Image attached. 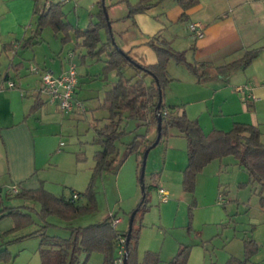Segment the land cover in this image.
<instances>
[{
	"label": "crops",
	"instance_id": "0c3cea01",
	"mask_svg": "<svg viewBox=\"0 0 264 264\" xmlns=\"http://www.w3.org/2000/svg\"><path fill=\"white\" fill-rule=\"evenodd\" d=\"M70 1H66L65 4ZM197 1L196 6L187 12L184 19L189 21L186 28L180 25V22H183L181 21L183 10L178 0H157L150 9L127 20H124L127 14L123 17L115 16L113 22L109 18L112 22L111 34L114 42L118 48L143 66H153L158 62L157 54L151 47L155 39L167 41L174 52L187 53L191 63H206L215 67L240 59L245 51L263 49L247 69L238 70L224 79L199 84L188 72L180 71L183 79L190 82L192 89L184 92L189 95L169 99L166 105L185 107L188 118L198 120L206 134L214 130L229 132L236 124L255 126L261 131V142L264 144V0ZM125 2L128 5H135L139 0H118L116 5H124ZM35 7L36 0H0V210L5 207L25 206L31 209L25 211L33 217L32 209H37L27 203L8 205L6 200L17 196L11 193V189L17 187L21 193L44 188L58 198L64 197L50 188L52 174L65 170L63 153L67 145L61 140L64 134L63 127L73 122L75 117L87 113L81 97L86 104L97 103L96 108L99 109L106 93L117 81L116 73L104 78L105 57L99 62L85 58L87 52L85 49L77 48L74 33L67 44L62 43V34L54 36V46L60 47L50 50L49 55L45 53L37 55V50L43 48L45 44L51 49V42L44 40L43 31L41 38L38 39L39 44L34 46L26 44L34 31L32 21L35 17ZM91 11L86 28L91 22H97L93 14L96 8L92 6ZM194 23H201L204 26V38L198 39L189 31V26ZM72 25L83 29L80 23ZM102 39L107 40L105 31H102ZM69 54L73 56L71 63L78 70L77 94L84 104L85 111L64 115L40 93L41 78L45 72L61 75L68 68V62L64 59ZM95 64L103 67L101 71L93 74ZM171 68L172 65L169 72ZM128 69L130 68L125 69V74ZM133 73L132 76L135 75V71ZM145 81L148 85L151 78ZM9 83H13L14 87H9ZM94 84L100 89L92 88ZM192 95L195 98L188 100L187 96ZM252 96L254 98H251ZM36 103L39 104V108L33 111ZM95 114L97 113H94L93 117ZM108 119L106 118L104 126L108 124ZM128 121L136 123L137 128L147 129L146 134L137 136L154 141L152 139L157 134V129L149 125V121L140 122L138 119ZM56 137L58 139L54 142ZM173 138H182L185 141L182 143V139L175 141ZM232 158L212 162L198 175L195 193H187L183 190V172L188 164L187 140L175 131L174 134L171 133L164 149H160L158 156H154L151 169L153 171L151 183L156 182L157 189L167 191L169 201L160 202L157 194L161 205L153 214L151 212L147 215L150 217L149 220H144L139 241L140 261L143 260L145 253L152 252L159 256V264H170L181 246H190L192 252L188 264H229L231 260L239 264L245 260V241H254L258 250L245 264H264V206L261 204L264 189L259 184H253L249 173ZM94 167L95 161L94 166H91V173ZM71 170L79 172L78 165L75 164V168L68 171ZM138 171L137 156L128 158L115 174L118 186L123 187L121 179L125 176L128 182L124 187L134 188L138 180ZM89 177L90 174H87L84 179L88 181ZM230 188L239 189L236 200L234 196L231 197ZM75 193L79 196L77 200L84 198L83 193ZM84 200L86 201L85 198ZM236 201L243 205L244 212L241 214L236 213L231 207L227 208ZM86 202L76 204L86 206L88 200ZM215 203L219 208L223 207L224 211H211ZM192 205L195 211L192 213V229L189 230L188 210ZM115 213L118 214L117 219H121L117 230L126 231L129 222L126 229L124 227L126 218L116 210L109 209L100 222ZM11 218L8 216L0 219V225L7 222L6 226L0 228V236L14 229L15 223ZM59 221L49 222L57 227L48 230L50 236L67 238L69 236L67 229L79 228L74 226L75 221L65 222L61 219ZM35 222L39 230L43 224L36 220ZM21 231L12 233V236ZM23 236L25 235L4 242L0 239L2 242L0 250L7 249L13 255L10 246ZM99 255L103 264V256ZM13 256L16 259L20 254ZM12 263L13 261L10 264Z\"/></svg>",
	"mask_w": 264,
	"mask_h": 264
},
{
	"label": "trees",
	"instance_id": "16d2710c",
	"mask_svg": "<svg viewBox=\"0 0 264 264\" xmlns=\"http://www.w3.org/2000/svg\"><path fill=\"white\" fill-rule=\"evenodd\" d=\"M155 1L157 0H139L137 4L129 5V11L124 20L144 13L154 5ZM178 2L183 10L181 21H184L187 12L198 3L197 0H178ZM38 3L39 0H36L34 12V15L39 17L38 22L32 36L26 41L27 45L39 44L38 39L41 38V34L46 28H52L55 36L62 34L63 44H67L71 40V34L75 33L77 48L85 49L87 52L85 58L99 62L105 57L104 78H108L112 73H116L117 76V81L112 89L106 93L101 106L103 110L109 112L110 116L108 124L96 130L95 143L100 145L102 150L98 151L94 157L95 167L92 178L88 188L82 194L88 200V205L80 206L72 199L58 198L44 188L22 191L16 196L20 199L36 202L41 207L40 211H37V216L43 224L40 229L15 241L39 238L41 264H79L82 255L86 256L84 259L86 264L94 253L103 256V264H117L119 259L118 240L121 236L126 239V252L128 253L126 264L160 263L159 256L152 252L145 253L143 260H139V241L144 227L143 219L151 208L150 191L156 182L153 186L146 185L145 187L143 192L145 198L137 207L138 212L129 236V243H127L129 228L126 231H119L113 227V222L118 217L117 213L95 225L84 228H69L67 229L69 231L67 238L48 234L50 228H57L48 222L50 217L72 222L95 212L98 208L95 192L97 180L106 173L117 174L126 157L137 156L139 163L138 180L140 182L144 154L147 150L151 152L156 148L151 149L157 138L154 141H147L144 136H136L132 143L126 145V155L120 159L117 144L127 134L123 127L125 121L132 119H138L140 122L149 121V125L157 129L160 116L162 118V137L158 145L168 140L173 130L185 137L188 164L183 172V190L187 193H195L197 177L207 166L216 160L228 157L235 158L238 165L249 173L251 182L261 185L264 189V144L261 142L259 128L236 124L229 132L214 130L206 134L198 120L188 118L185 107H168L165 103L164 94L165 88L170 83L167 71L170 61H174L178 66H183L197 79L199 84H205L224 79L238 70L247 69L263 52V49L245 51L240 59L232 60L224 66L215 67L206 63H190L183 53L174 52L167 41L155 39L151 43V47L157 54L158 62L153 66H143L114 43L108 26V22L110 24L112 22L106 19L102 0L99 3L100 10L95 15L97 22H91L86 29L75 27L65 20L64 3H50L42 11H40ZM102 31L106 32V41L102 39ZM127 67L135 71L134 76H126L125 69ZM136 78L139 79L136 80ZM147 78H151V83L148 85L145 81ZM160 100L162 102L159 107ZM38 108L39 104L36 103L33 111L38 110ZM125 112L128 113L127 117ZM261 204L264 206V198L261 199ZM193 209L194 205L189 211V230L192 229ZM25 210L31 209L20 206L5 207L0 210V219L8 216L14 219L15 227L10 233H16L36 224L35 218ZM32 210L35 211V209ZM133 212L129 214L130 217ZM257 250L254 241H245V260L239 264L248 262ZM190 256L191 247L181 246L170 264H188ZM14 260L15 256L7 249L0 250V262L11 263ZM229 264H235V261L231 260Z\"/></svg>",
	"mask_w": 264,
	"mask_h": 264
},
{
	"label": "rangeland",
	"instance_id": "374dc122",
	"mask_svg": "<svg viewBox=\"0 0 264 264\" xmlns=\"http://www.w3.org/2000/svg\"><path fill=\"white\" fill-rule=\"evenodd\" d=\"M100 2L101 0H71L68 4L64 3L63 11L65 13V20L74 25H77L80 23L83 29L86 28L89 22V19H90L89 17L90 13L92 12L91 11L92 6L96 8V11L93 13L94 15H96L98 11L100 10V6H99ZM50 3H57V2L56 0H39L38 4H39L40 11H42L43 8L46 5H49ZM117 3H118V0H105V7L107 9L108 16L112 22L115 19V16L123 17L126 14H128V11H129L128 3L125 2L124 5H120V4L116 5ZM38 18H39L38 16H35L32 21L34 30L36 29ZM188 23L189 21L186 20V21L180 22V25L181 27L186 28ZM177 26L179 27V25ZM54 36H55V33L52 28H46L44 30V34H43L44 40L51 42V49H49L48 45L45 44L43 48L37 50L38 51L37 55L41 53H45V55H49L51 54L50 50L52 49L55 50L60 47V46H56V47L54 46L55 45L53 44L55 43L53 40ZM181 53L185 55L187 61L189 62V56L187 55V53H184V52H181ZM171 65H172V68H171V71H170L171 73H170L169 69ZM102 67L103 66H99V64H95L92 69L93 74H96V72L101 71ZM168 67H167V71H168V77L170 79V83L168 84V86L165 88V91H164L165 103H168L169 99L174 100L179 97H184L186 95H189V93L187 94L184 92H186L187 89L189 90L192 89L190 82L189 81L187 82L186 79H183V76L180 73V71L184 73L188 72L183 66H178L174 61H170L168 64ZM133 72H134L133 70L131 71L130 69H128L126 71V76L132 77V75L134 74ZM86 83L89 84L90 82H86ZM92 83H95V82H92ZM92 88L100 89L98 88V86H96V84H94ZM80 93L81 92H79V94ZM187 97L189 98L188 100L195 98L193 95L190 97L189 96ZM81 100L85 104L87 113L83 116L75 117L73 122L65 124L63 127L64 134L61 140H63L67 145L63 153L65 170L56 171L50 177L51 178L50 188H53V190L56 191L58 194H63V196L68 199L72 197L73 190H74V193L75 192L84 193L86 189L88 188L89 183L92 178V174H93V172L91 173V166L92 167L94 166V155L98 150H100V145L95 143V140L97 138L96 130L101 129L106 123L105 122L106 118H109L110 116L109 112L103 110L101 107L99 109L96 108L97 103L90 105L88 103L86 104V102L84 101L82 97H81ZM94 113H97V114H95L93 117ZM125 114H128V113L125 112ZM124 128L127 130V134L117 144L120 159H123L126 155V145L127 144L132 143L134 138L137 135H143L147 133L146 131L147 129H145L144 127L137 128L136 123L132 121H128V124H127V121L124 122ZM172 134H174V130L172 131ZM58 137H56L54 142L57 141ZM156 138H157V134L154 135L152 140H155ZM173 139L175 141H179V139H182V138H173ZM184 141L185 140L182 139V143H184ZM166 142L167 140L163 141L160 145H158L155 149L151 151V154H149V157L147 160L146 172H145V185L147 186H153L154 184V183H151L152 181L151 174L153 172L151 170L152 163L154 160V156L155 155L158 156L160 149H164ZM132 157L134 158L135 155L126 157L124 163L127 161L128 158H132ZM160 158H162L161 155H160ZM161 161L162 159L160 160V162ZM75 164L78 165L79 172L75 173L73 170L68 171L70 169H74ZM159 164L160 163H158V166H160ZM125 169H127V166ZM87 174H90L88 181H86L87 179L86 180L84 179V176ZM231 177L232 176H230L229 178L232 179ZM123 178L121 179L123 183V187L118 186L117 177L113 173H106L101 178H99L95 185L96 199H97V205H98L97 210L93 213L87 214L85 216H82L81 218L74 220L75 221L74 226L76 227L88 226L90 224L100 222L103 220L108 210L110 209L112 211L116 210L118 213H120L121 215H123V217L126 218V225L124 227L128 228V222L130 219L129 214L133 212L134 210H136L137 207L142 202L143 191H142V187H141L139 180H137V184H135V187L131 188V187H124L126 182L128 181L125 179V176ZM157 190H158L157 184L153 188H151V191H150L151 208L149 212L145 214L143 223L145 219L149 220L150 217H148L147 215L151 212L153 214L156 211L155 209H159L161 205L157 198V194H158ZM229 190H230V193L232 190L231 197L234 196L236 200V198H238L239 189L230 188ZM84 198L81 200H75V202L76 203L81 202L82 204H86L87 199L85 198L86 199L85 201ZM6 202L10 206H17L20 204L22 205L24 203H27L31 207L36 208L37 210L40 211V205L33 201L14 197L12 199H7ZM229 207H231V209L234 210L236 213L241 214L244 212L243 205L241 203L239 204L237 201L234 204L227 206L228 209ZM238 208H240V210H237ZM37 210L33 211L34 218L36 221H39L40 224H42V222L39 220L37 216ZM189 211L190 209L188 210V212ZM194 211H195V207L192 213ZM211 211L222 212L224 210H223V207L219 208L217 204L215 203V206L214 208H211ZM10 222L12 221L10 220ZM49 222L52 223V222H60V221L57 217H51L49 219ZM6 223L7 222L2 223L0 225V228L6 226L7 225ZM38 227L39 226L37 224L29 226L23 229L20 233L16 234V236H12V233H9V232L4 233L0 236V239H2V242L7 241V240H13L14 237L33 233L35 230H37ZM49 234H51L50 231H49ZM39 243H40V240L37 238H28V239L22 240L21 242H14L13 245L10 246V249L13 252V255L20 254V256L16 258L12 264H40V257L38 254ZM191 252H192V248H191ZM97 254L98 253H94L93 255H91L89 261L86 262V264H102V258H100V255L99 254L97 255ZM85 258L86 256L82 255L80 258L79 264H85V260H84ZM0 264H10V263L0 262Z\"/></svg>",
	"mask_w": 264,
	"mask_h": 264
},
{
	"label": "built area",
	"instance_id": "2783aa9c",
	"mask_svg": "<svg viewBox=\"0 0 264 264\" xmlns=\"http://www.w3.org/2000/svg\"><path fill=\"white\" fill-rule=\"evenodd\" d=\"M68 0H56L57 3H65ZM189 31L194 34L198 39L205 36V28L201 23H194L189 26ZM72 55L69 54L64 61L68 62V68L61 75H54L51 72H45L42 75L41 83L42 88L40 93L48 98L51 105H55L64 115H71L76 112H84L85 107L81 100L78 98L79 88V74L77 67L71 63ZM9 87H14L13 83H9ZM251 98H254L253 96ZM13 195L20 193L17 187L11 189ZM160 202L167 203L169 201V194L164 189H158ZM79 198L78 194L72 195V201ZM222 200V199H221ZM121 219H116L113 222V227L118 228ZM118 255L119 259L117 264H123V259L126 255V239L121 236L118 240Z\"/></svg>",
	"mask_w": 264,
	"mask_h": 264
},
{
	"label": "water",
	"instance_id": "95a60500",
	"mask_svg": "<svg viewBox=\"0 0 264 264\" xmlns=\"http://www.w3.org/2000/svg\"><path fill=\"white\" fill-rule=\"evenodd\" d=\"M103 2V11L105 13V16H106V19L107 21H109V16H108V13H107V9L105 7V0H102ZM108 26H109V29L111 31V24L108 22ZM115 43V42H114ZM161 100H160V103H159V107L161 105ZM157 132H158V135H157V139L154 143V145L152 146L151 149L155 148L158 146V144L160 143L161 141V137H162V118L159 116V124H158V128H157ZM149 153H150V150H147L144 154V157H143V162H142V169H141V175H140V184H141V187H142V191L144 192L145 191V172H146V166H147V160H148V156H149ZM145 198V195H143V199ZM141 204V203H140ZM138 212V209L136 211H134L130 217V220H129V235H128V239H127V243H129V236L132 232V229H133V223H134V219H135V216ZM127 255L128 253L125 255V259H124V264L127 263Z\"/></svg>",
	"mask_w": 264,
	"mask_h": 264
}]
</instances>
